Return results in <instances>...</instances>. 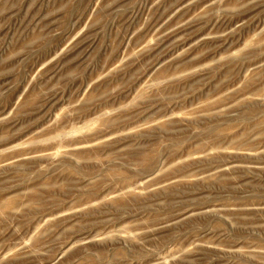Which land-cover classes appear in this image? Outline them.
<instances>
[{
    "label": "rangeland",
    "instance_id": "374dc122",
    "mask_svg": "<svg viewBox=\"0 0 264 264\" xmlns=\"http://www.w3.org/2000/svg\"><path fill=\"white\" fill-rule=\"evenodd\" d=\"M0 264H264V0H0Z\"/></svg>",
    "mask_w": 264,
    "mask_h": 264
}]
</instances>
